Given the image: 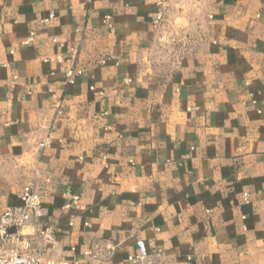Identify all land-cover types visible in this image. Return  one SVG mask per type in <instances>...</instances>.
Instances as JSON below:
<instances>
[{"label": "crops", "instance_id": "crops-1", "mask_svg": "<svg viewBox=\"0 0 264 264\" xmlns=\"http://www.w3.org/2000/svg\"><path fill=\"white\" fill-rule=\"evenodd\" d=\"M26 185L69 264H264V0H0V215Z\"/></svg>", "mask_w": 264, "mask_h": 264}, {"label": "built area", "instance_id": "built-area-1", "mask_svg": "<svg viewBox=\"0 0 264 264\" xmlns=\"http://www.w3.org/2000/svg\"><path fill=\"white\" fill-rule=\"evenodd\" d=\"M162 21V14L159 12L155 18L154 25ZM33 38V34L24 42L28 45ZM79 71L67 73V83L72 85L74 78L79 76ZM51 138L47 137L39 147L49 145ZM68 196L67 193L64 194ZM247 196L245 195V200ZM78 197L68 198L63 209L75 208L78 204ZM43 217L41 196L31 185H26L22 189L20 203L7 208L0 215V264H69L64 259H56L52 256H45L39 248V244L53 245L54 233L52 229H45L34 235H26L23 231L29 227H34ZM14 232H10V230ZM137 253L130 255L128 261L132 264L141 262L147 258V250L142 241L136 243ZM89 255V253H85Z\"/></svg>", "mask_w": 264, "mask_h": 264}, {"label": "water", "instance_id": "water-1", "mask_svg": "<svg viewBox=\"0 0 264 264\" xmlns=\"http://www.w3.org/2000/svg\"><path fill=\"white\" fill-rule=\"evenodd\" d=\"M10 232H14V230L12 229V230H10Z\"/></svg>", "mask_w": 264, "mask_h": 264}]
</instances>
